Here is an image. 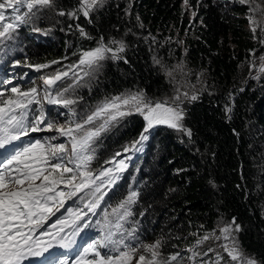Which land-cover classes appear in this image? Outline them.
<instances>
[{
  "label": "trees",
  "instance_id": "1",
  "mask_svg": "<svg viewBox=\"0 0 264 264\" xmlns=\"http://www.w3.org/2000/svg\"><path fill=\"white\" fill-rule=\"evenodd\" d=\"M60 1L66 8L73 0ZM248 14V4L235 0L106 2L93 14L92 23L83 19L76 23L91 39L82 37L70 21L61 29L57 18L47 22L53 30L44 27L53 36L48 33L32 39L29 30L23 33L24 54L17 59L21 63L8 65L16 73L17 85L27 90L33 86L28 76L41 78L66 70L79 59V50L96 47L102 36L105 43L113 39L124 42L120 54L124 59L104 62L92 90L83 91L86 99L93 102L132 89L143 90L153 99L168 98L169 85L177 79L184 92L198 94L185 107L183 123L191 129V138L167 125H156L142 151L132 152L131 166L124 174H135L133 182L128 184L124 175L104 197L119 203L130 191L138 192L132 215L147 241L160 237L168 241L162 249L164 257L178 251L186 259L184 247H192L213 230L217 236L218 227L235 217L241 226L236 235L243 250L264 262V73L258 74L256 68L249 77L252 59L259 68L264 46L260 30L253 33L249 27ZM59 17L66 19L67 15ZM153 57L168 69L182 62L183 71L176 69L173 80L154 64ZM28 64L49 67L36 70ZM24 74L27 76L22 78ZM257 75L258 79L253 78ZM69 81L64 80L58 89L67 87ZM226 107H232L230 114L226 115ZM50 108L55 109L57 124L64 125L68 112L56 105ZM144 126L139 115H131L107 132L96 167L123 152ZM209 246L210 242L201 245ZM213 249L204 258L207 264L215 260L216 252L222 253Z\"/></svg>",
  "mask_w": 264,
  "mask_h": 264
},
{
  "label": "snow or ice",
  "instance_id": "2",
  "mask_svg": "<svg viewBox=\"0 0 264 264\" xmlns=\"http://www.w3.org/2000/svg\"><path fill=\"white\" fill-rule=\"evenodd\" d=\"M239 2L250 4L251 0ZM105 3L106 0H78V7L66 12L60 8L57 0H0V53L7 55V42L15 41L21 27L34 24L45 10L54 11L59 16L76 18L82 14L87 18ZM258 11L264 9L259 5L255 8L249 6L247 18L250 24H257L253 16ZM77 28L82 37L92 38L82 27L77 25ZM32 30L45 35L50 31L38 27ZM252 31L255 33L256 28L253 27ZM261 33L264 34V28ZM260 43L264 44V39ZM125 47L122 40L113 39L105 43L101 36L96 47L79 50V59L68 65L66 70L58 69L54 74L41 77L42 88L32 86L23 90L17 85L7 90L0 89V264H26L31 258H39L41 264H132L140 249L150 253V258L140 254L135 264H185V258L178 251L163 256L162 249L168 243L163 237L145 244L139 241L135 228L129 230L124 227L132 216L131 206L137 202L136 191H130L112 208L111 213H103V222L96 221L100 235L79 251L75 259L70 260L67 255L56 253V249L71 250L77 245V237L92 226L89 214H97L107 195L102 190L116 185L129 166L127 161L131 156L118 159L122 153L116 152L101 168H92V162L96 159L95 145L103 134L135 113L143 117L145 126L137 139L124 146V153L142 151L143 143L149 139L148 134L156 125H167L189 138L192 136L191 129L184 126L185 109L181 105L185 99L191 102L199 96L195 92L190 96L187 91L181 93L179 88L173 97L163 99L148 97L143 90H127L119 95L104 97L77 118L74 106L83 100L77 95V89L85 86V78H95L103 67V61L124 59L120 54ZM153 62L160 65L166 76L173 80L176 69L183 71L182 62L175 69H168L156 57H153ZM20 63L19 60L13 61L14 66ZM28 67L40 70L48 68L49 64H28ZM257 73H264V56L260 57ZM69 78L72 83L56 90L58 82ZM253 78L258 79L259 75ZM2 83L11 85L12 81L4 79ZM6 91L9 93L7 96ZM45 102L67 109L68 120L64 125H57L48 118ZM231 112L232 107L225 108L226 115ZM52 130L61 137H67V143H52L55 136L22 145L15 143L30 133ZM60 185L64 188H60ZM73 198L83 207H68L66 215L52 221L50 218L55 217ZM110 216L116 217L114 224ZM240 231L241 226L233 217L231 222H225L219 228V236L213 230L198 238L187 249L190 253L187 261L207 264L205 260L197 258L207 257V252L214 249L201 252L199 247L214 239L224 241L219 247L227 253L229 261H224L221 252H216L211 264H264L245 253L236 235ZM129 241L139 242L133 246Z\"/></svg>",
  "mask_w": 264,
  "mask_h": 264
},
{
  "label": "rangeland",
  "instance_id": "3",
  "mask_svg": "<svg viewBox=\"0 0 264 264\" xmlns=\"http://www.w3.org/2000/svg\"><path fill=\"white\" fill-rule=\"evenodd\" d=\"M125 2V0H106V2L109 4L110 2ZM235 1H239V0H235ZM57 3L58 5L60 6V8H62L63 10H65L66 12L73 9V8H76L78 7V0H73L72 1V4L70 6L67 5V7L65 8L63 3L60 1V0H57ZM73 5V6H72ZM257 5H259V7L261 9H264V0H251V3L248 4V6H251V7H257ZM65 8V9H64ZM101 9V8H100ZM59 9H57L58 11ZM99 10V9H98ZM97 10V11H98ZM96 11V12H97ZM96 12L94 13H91L89 17L85 18L82 14H80L78 17L76 18H70V17H66V19H63V18H60L58 14H56V12L54 11H50V10H45L43 12V14L41 15L40 19L36 20L34 22V24H29V25H23L21 27V29L18 31V35H17V39L15 41H9L7 42L8 43V47L5 49V52L7 53V55H5V53H0V89H4V90H7V89H10V87L12 86H16L17 85V78L15 77V72L13 73L10 69V67H8L9 64L13 63L14 60H17L18 59V56L19 54H24V48H23V39L26 37L25 35H23V33H26L27 30H29V32L27 33L29 36H33L31 37L32 39L34 38V35L37 36V38H40L42 33L40 32H34L32 29L33 27H38L42 30H46L44 29L45 25H48L47 22H56V19L58 18V21H57V25L59 27H61V29H63L65 26H66V23H69L70 21V24L71 26H74L76 25V29H79L77 28V25L76 24L80 19H83V20H87L88 22L92 23L93 20V14H95ZM11 13H9L10 15ZM248 19V18H247ZM253 19L255 21H257V24L256 25H252L250 24L249 27L250 28H253L255 27L256 28V31L255 33H257V30L259 29L260 30V35H261V40L264 39V34L261 33V29L264 28V11H258L254 16H253ZM66 20V21H65ZM249 20V19H248ZM71 21H73L71 23ZM51 25V24H50ZM48 27L53 30L52 27H50L48 25ZM33 32V33H32ZM52 31L48 32L49 34H51L53 36V34L51 33ZM30 33V34H29ZM26 34V35H27ZM40 36V37H38ZM53 39L55 40V37H53ZM261 46H264V44H261ZM13 49H15V51H13ZM106 61V60H105ZM103 61L102 63L104 64ZM253 61L255 62L256 60L252 59V62H251V71L249 73V77L253 75V70H255L256 68H258V63L255 62V67H253ZM5 71H7V73L5 74ZM97 75H98V72L96 73L95 75V78L94 79H89V78H85V80L83 81V83L85 84L84 87H81V88H78L77 89V95L80 96V97H83V100H81L77 105H75L74 107L76 108V111L78 113V119H79V116L81 115H84L86 114V112L88 110H90L91 108H93L100 100H102L104 97H101L99 99H96L95 101H91V99H86L83 95V91L85 92H88L92 90L91 86L92 84L95 82V79L97 78ZM12 76V77H11ZM27 74H24L22 76V78L26 77ZM12 81V84L11 85H2V81L4 79H9ZM70 79V78H69ZM69 79H65L66 81H68ZM28 83L29 84H33V86L35 87H38V88H42V81H41V78L38 77L37 75H30L28 76V79H27ZM63 82V81H62ZM62 82H58V86L56 87V90H59L58 87L60 84H62ZM72 83V80L70 79L69 83L70 84ZM89 88V89H88ZM179 88L180 92L183 93V89H182V85H181V82L177 79V81H174L173 83H170L169 85V89H170V92H169V96L168 98H171L173 97L175 94H176V89ZM127 91V90H126ZM132 91H137L135 89H132ZM7 92V91H6ZM125 92V91H124ZM123 93V92H122ZM146 94V93H145ZM147 95V94H146ZM191 94H189L190 96ZM7 96V95H6ZM112 96H115V95H112ZM148 96V95H147ZM105 97H110V96H105ZM149 97V96H148ZM191 102H189V100L185 99L183 104L181 105L182 108L185 109L186 105L190 104ZM49 104H47L45 102V111L47 113V116L49 119H51L52 121H54L56 124H57V116H54V108H50L49 109ZM49 110L51 111V113H49ZM66 112H67V109H64ZM38 114V113H37ZM137 116L139 114H132V116ZM131 116V115H130ZM140 116V115H139ZM129 117V116H127ZM127 117H125L124 119H126ZM142 119L143 117L140 116ZM123 119V120H124ZM122 122V121H121ZM120 122V123H121ZM119 123V124H120ZM119 124L116 126V128H118ZM59 125V124H57ZM63 125V124H62ZM115 128V127H114ZM113 130V128L111 129V131ZM110 132V131H109ZM106 134V133H105ZM105 134L102 135V137L99 139V141L96 143L95 145V148H96V159L92 162V168L93 169H99L101 168V166L104 165V163H102V165L100 167H96V165L98 164V160H99V157L103 154L104 152V147H103V144L102 146L100 147L101 145V142L103 141L104 137H105ZM55 136L56 139L52 141V143H67V137H61L59 136L55 130H52V131H41V132H37V133H30L27 137H23L21 139V141H17L15 142L17 145H22V144H26L28 143L29 141H34L36 139H41L43 140L44 138L46 137H53ZM70 147V146H69ZM2 151V150H0ZM122 155L121 157H118V159H122L124 158L125 156H131V159L127 161L128 163V167L131 166V160L133 158V153L132 152H128V153H124V152H121ZM125 172V171H124ZM124 172L121 174V178L125 175ZM135 173V172H134ZM135 175V174H134ZM134 175H131L130 173L126 174L124 176L125 181L128 182V184H131L133 182V179H134ZM120 178V179H121ZM118 182L119 180L117 181L116 185H114L113 187H117L118 186ZM60 188H64L63 185H60L59 186ZM112 187V188H113ZM109 192V189L107 190V193ZM76 201V198H73V200H70V201H67L66 202V205H65V208L61 209L59 213L56 214L55 217H52L50 218L52 221H54L56 218H59L61 215H66L67 212H66V209L68 207H81L83 206L82 204H80L78 201ZM119 203H115V199L112 198V197H108V199L106 200H103L101 202V205L100 207L97 209V214L96 215H92V214H89L90 215V223H91V227L85 229L83 231V233L81 234V236L77 237V245L74 246L73 249L71 250H64V249H56V253L57 255H60V254H64V255H67L69 257V259H73L76 254H78L79 251L83 250L84 247L87 246V243L88 241H83V239L89 235H92V236H96V238L100 235V229L99 227L96 225V221L97 220H100L101 222H103V213L105 211L111 213L112 211V208L116 207ZM110 219L112 220L113 224L115 223V220H116V217L115 216H110ZM124 227L126 229H133L135 228L136 229V236L139 238V241H142L143 243L145 244H151L153 243L154 241H147V234L144 233V231L142 230L141 228V224L139 222L136 221L135 217L132 215L131 217L128 218V222H126L124 224ZM220 227H223L222 225ZM218 227V231H219V228ZM220 235V232L218 233L217 236ZM95 238V239H96ZM139 241H129V243H132L133 246L136 245V243H138ZM210 242V246L207 247V248H203V247H199V251L201 252H207L208 248H215L216 250H221L222 253L224 255L227 256V253H224L223 252V249L221 247H219V245H221L222 243H224L223 240H211L209 239L208 241H206L205 243H208ZM204 243V244H205ZM190 248V247H184L182 249V251H187V249ZM106 250H102V252H104ZM140 254H145L146 257L150 258V253H144L143 252V249H140V251L134 256L133 258V261H132V264H135V261L138 260L139 258V255ZM208 252H207V257H208ZM190 255V253L188 252V256ZM187 256V257H188ZM187 257L185 259V264H193V262H190V261H187ZM207 257H198L197 259L198 260H204V258H207ZM26 264H41V261L39 258H31L29 261L26 262Z\"/></svg>",
  "mask_w": 264,
  "mask_h": 264
},
{
  "label": "flooded vegetation",
  "instance_id": "4",
  "mask_svg": "<svg viewBox=\"0 0 264 264\" xmlns=\"http://www.w3.org/2000/svg\"><path fill=\"white\" fill-rule=\"evenodd\" d=\"M95 238H96V236H93V237L88 241V243H90L91 240H93V239H95Z\"/></svg>",
  "mask_w": 264,
  "mask_h": 264
}]
</instances>
